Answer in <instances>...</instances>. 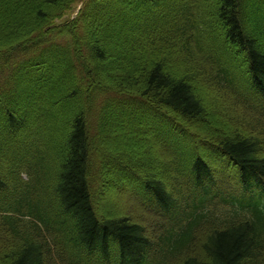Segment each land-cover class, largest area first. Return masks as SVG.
I'll return each mask as SVG.
<instances>
[{
  "label": "trees",
  "instance_id": "obj_1",
  "mask_svg": "<svg viewBox=\"0 0 264 264\" xmlns=\"http://www.w3.org/2000/svg\"><path fill=\"white\" fill-rule=\"evenodd\" d=\"M78 1L0 0V264H264V0Z\"/></svg>",
  "mask_w": 264,
  "mask_h": 264
},
{
  "label": "rangeland",
  "instance_id": "obj_2",
  "mask_svg": "<svg viewBox=\"0 0 264 264\" xmlns=\"http://www.w3.org/2000/svg\"><path fill=\"white\" fill-rule=\"evenodd\" d=\"M85 0H79L77 2V7H81L82 3ZM71 18V15L68 13L64 17H62L59 22H64L65 19ZM235 99V98H234ZM236 100V99H235ZM105 101L103 102V104ZM264 110L260 109V118L263 115ZM230 125L234 127H240L239 122H235L234 118L230 122ZM263 127V126H262ZM116 135V134H115ZM115 141H118V144L120 145H126L129 144L131 141H136L138 142V145L135 144L136 146H140V142L142 145L145 144V142H142V139L139 138L137 135L134 133H122L117 136ZM144 141V140H143ZM168 157V156H167ZM216 167H220V161H215L212 162ZM101 201H102V206L104 210L107 212V209L109 208L111 211H113L114 214H121V215H130L133 214V218L137 222H141L144 225H148L151 228V221L153 223L152 218L149 217V213L134 199L131 197V194L129 191L125 192L122 189H111L108 190L107 188L104 190V192L101 193Z\"/></svg>",
  "mask_w": 264,
  "mask_h": 264
}]
</instances>
